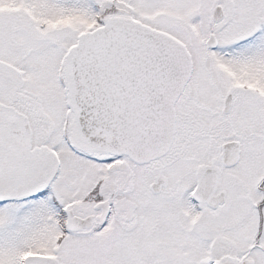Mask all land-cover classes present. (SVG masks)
<instances>
[{
    "label": "snow or ice",
    "instance_id": "obj_1",
    "mask_svg": "<svg viewBox=\"0 0 264 264\" xmlns=\"http://www.w3.org/2000/svg\"><path fill=\"white\" fill-rule=\"evenodd\" d=\"M0 264H264V0H0Z\"/></svg>",
    "mask_w": 264,
    "mask_h": 264
}]
</instances>
